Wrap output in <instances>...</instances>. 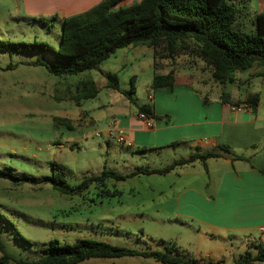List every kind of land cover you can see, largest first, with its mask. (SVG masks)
<instances>
[{
    "label": "rangeland",
    "instance_id": "obj_1",
    "mask_svg": "<svg viewBox=\"0 0 264 264\" xmlns=\"http://www.w3.org/2000/svg\"><path fill=\"white\" fill-rule=\"evenodd\" d=\"M67 3L68 0H0V40H39L57 48L62 10ZM241 25L247 32L253 30L247 17ZM38 57L36 50H0V235L8 253L15 258L34 259L51 240L73 243L82 238L139 251H163L166 246H174L200 263L219 259L231 264L246 249L256 250L244 243L243 235L228 236L178 212L177 196L181 191L192 188L205 193L214 187V175L209 180L207 168L212 169L215 158L207 160V164L195 160L165 174L110 178L103 185L92 184L81 195L62 194L45 181L52 175L54 163L64 165L67 182L75 185L104 169L127 174L137 167L161 168L185 156L173 149L160 153L131 149L115 137H107L106 131L115 127L111 123L119 118L116 113L137 111L127 98L132 76V96L137 104L151 101L149 84L156 70L170 69L179 80H191L206 89L210 101L216 100L222 86L214 84L200 60L181 52L174 58L158 56L154 67L153 52L148 46L130 45L117 49L99 69L58 76L49 73L44 65L27 64ZM41 59L49 62L50 56L43 54ZM100 70L116 74L120 89L104 86ZM240 73L245 72H236V77ZM87 78L96 82L99 92L77 104L71 96L79 82ZM244 87L240 85L238 89L230 83L224 89L233 93L238 89L243 94ZM101 103L105 105L92 108ZM87 109L88 116L95 118L93 113H102L101 118L81 125L77 117ZM58 117L68 118L73 128L59 123ZM76 264L162 263L133 255L94 257Z\"/></svg>",
    "mask_w": 264,
    "mask_h": 264
},
{
    "label": "trees",
    "instance_id": "obj_2",
    "mask_svg": "<svg viewBox=\"0 0 264 264\" xmlns=\"http://www.w3.org/2000/svg\"><path fill=\"white\" fill-rule=\"evenodd\" d=\"M238 15L239 8L231 0H100L85 10L62 16V32L57 48L39 40H0V50H36L39 57L27 64L44 65L49 73L58 76L99 69V65L117 49L130 45L150 47L154 67L158 56L174 58L178 53L184 52L200 60L208 68L212 80L221 84V101L234 106L247 104L251 111H255L260 102L258 92L248 93L241 102L232 99L224 89L227 84L236 80V72L245 71L254 65L264 66V10L254 15L253 30L250 32L243 30ZM40 22L44 24V21ZM43 54L50 56L49 62L41 59ZM100 72L106 80V87L120 89L116 74ZM175 74L173 69L167 73L155 74L149 88L173 87ZM98 92L95 81L87 78L79 82L71 98L79 104L81 100L94 98ZM134 92L132 76L127 98L137 106L139 114L153 117L152 105L137 104L132 96ZM57 120L70 127L68 118L58 117ZM221 148L227 153L231 152L229 146ZM220 155L215 151L190 153L186 157L174 159L164 167H137L127 174L104 169L100 174L90 175L75 185L67 182L64 165L54 163L53 173L45 177V181L62 194L81 195L92 184L103 185L110 178L122 180L139 173L165 174L195 160L205 163L207 158ZM237 158L242 159L240 156ZM253 246L256 249L254 253L246 249L231 264L264 261V241L254 243ZM0 252V264H76L94 257L133 255L152 257L162 264H226L223 260L211 259L200 263L186 257L174 246H166L163 251H139L85 238L73 243L51 240L40 256L26 259L15 258L8 253L0 235Z\"/></svg>",
    "mask_w": 264,
    "mask_h": 264
},
{
    "label": "crops",
    "instance_id": "obj_3",
    "mask_svg": "<svg viewBox=\"0 0 264 264\" xmlns=\"http://www.w3.org/2000/svg\"><path fill=\"white\" fill-rule=\"evenodd\" d=\"M68 1L62 16L85 10L100 0ZM231 1L239 8V23L246 17L252 22L254 15L264 10V0ZM74 8L77 9L70 11ZM167 72L156 70L155 73ZM244 72L231 83L238 89L240 85L246 86L243 94L238 89L234 93L226 91L232 99L241 102L248 93L258 92L260 102L255 111L232 109L231 104L221 101V92L216 100L210 101L206 89H200L191 80H179L175 74L173 87L149 89L151 101L145 103L151 104L153 115L159 117L151 116V127L146 126L137 111H120L116 113L119 118L113 121L115 128L130 143L128 147L141 152L160 153L164 149H173L175 153H185L180 157L195 152L220 153L218 157L205 160L207 164V160L215 158L212 169L207 168L209 180L210 175H214V187L205 193L192 188L181 191L177 196L178 212L210 229L226 232L228 236L243 235L244 243L253 246L263 241L261 236L264 237L259 231V226L264 224V66L254 65ZM105 83L106 80L104 86ZM104 105L101 103L92 108ZM89 110L79 113L77 119L81 125H89L101 118L102 113H93L95 118L88 116ZM73 126L70 122L68 128ZM175 141L178 142L173 144ZM221 146H229L231 152L223 151ZM260 262L264 261L253 264Z\"/></svg>",
    "mask_w": 264,
    "mask_h": 264
},
{
    "label": "built area",
    "instance_id": "obj_4",
    "mask_svg": "<svg viewBox=\"0 0 264 264\" xmlns=\"http://www.w3.org/2000/svg\"><path fill=\"white\" fill-rule=\"evenodd\" d=\"M150 98H151V96H150ZM231 106H232V109H236V110L250 109L247 104H241V105H236V106L231 105ZM139 117H140V119H142L145 122L146 126L151 127L153 125L152 117H150L144 113H140ZM114 123L115 122H112L111 124H114ZM96 135H101V133L96 132ZM106 136L107 137H115L116 141L118 143L126 145V146H130V143L126 140L125 135L121 131L117 130L115 127L113 128L110 126L109 129L106 131ZM259 231L261 233H264V224L259 226Z\"/></svg>",
    "mask_w": 264,
    "mask_h": 264
}]
</instances>
